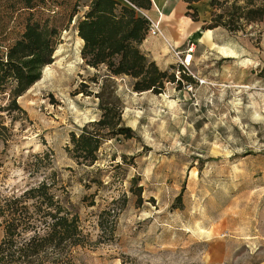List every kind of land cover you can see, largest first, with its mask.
<instances>
[{
	"label": "rangeland",
	"instance_id": "obj_1",
	"mask_svg": "<svg viewBox=\"0 0 264 264\" xmlns=\"http://www.w3.org/2000/svg\"><path fill=\"white\" fill-rule=\"evenodd\" d=\"M76 2L81 17L90 0ZM202 27L179 45L167 36L182 61L161 38L151 46L160 69L194 83H168L154 95L133 92L128 77L114 79L134 136L105 142L93 166L78 164L67 147L72 132L101 118L96 93L105 70L85 64L75 22L18 100L21 110L0 112L9 139L0 141V196L55 171L93 241L101 211L114 200L122 207L114 237L77 250L73 264H264V22L236 35L215 30L208 42ZM46 154L51 166L34 171Z\"/></svg>",
	"mask_w": 264,
	"mask_h": 264
},
{
	"label": "trees",
	"instance_id": "obj_2",
	"mask_svg": "<svg viewBox=\"0 0 264 264\" xmlns=\"http://www.w3.org/2000/svg\"><path fill=\"white\" fill-rule=\"evenodd\" d=\"M73 1L0 0V112L21 110L18 100L41 79L44 68L54 62L62 31L75 22L84 44L81 54L85 64L105 70L101 90L96 93L101 118L80 133L72 132L67 147L78 164L93 166L105 142L134 136L132 129L123 125L115 78L128 77L133 92L154 95L163 94L168 83L181 85L184 79L191 83L194 80L184 75L178 80L174 73L149 60L141 49L149 29L141 11L151 9V0H90L81 17L77 2ZM183 1L188 5L186 15L195 22L199 21L195 4L210 2L211 19L203 25L205 31L223 29L236 35L240 29L264 22V0ZM7 131L0 126V141L4 143L9 140ZM48 160V154L37 155L31 168L36 172L49 168ZM142 190L139 186L133 191L140 203ZM177 202L182 204V196ZM95 205L91 201L87 206ZM121 209L114 200L101 211L100 235L93 241L63 180L51 171L20 193L0 196V264H73L77 250L95 248L104 243L106 236L114 237Z\"/></svg>",
	"mask_w": 264,
	"mask_h": 264
},
{
	"label": "crops",
	"instance_id": "obj_3",
	"mask_svg": "<svg viewBox=\"0 0 264 264\" xmlns=\"http://www.w3.org/2000/svg\"><path fill=\"white\" fill-rule=\"evenodd\" d=\"M152 7L149 10H145L144 12L150 16L153 20L160 22L161 30L165 36V39L160 36L150 37L147 36V39L141 44V48L148 50L147 57L150 58L151 61H154L158 66H162L159 63V55H157L158 50H153L151 48L152 44L155 42L157 38H161L165 43H170V37L176 45L182 43L184 40H187L189 36L192 35L197 30H200L202 25L205 23H209L211 19L212 8L209 1H201L195 4V7L199 13V21L195 22L190 17L186 15L188 9L187 4L183 0H151ZM171 23L172 27H179L181 34H177L173 31L172 27L169 26ZM184 24V26H182ZM204 24V25H205ZM218 30V29H217ZM215 31V30H214ZM214 31L206 30L202 31L205 35L203 37V41H210L212 38V34ZM210 33V35H208ZM153 39V40H150ZM150 41V42H149ZM166 43V46H167ZM172 45V44H171ZM169 48V46H168ZM161 52V51H160Z\"/></svg>",
	"mask_w": 264,
	"mask_h": 264
},
{
	"label": "built area",
	"instance_id": "obj_4",
	"mask_svg": "<svg viewBox=\"0 0 264 264\" xmlns=\"http://www.w3.org/2000/svg\"><path fill=\"white\" fill-rule=\"evenodd\" d=\"M142 15L148 20L149 22V29H148V36H160V37H163L165 39V36L161 30V27H160V22L159 21H155L153 20L150 16H148L145 12H142ZM169 44V48L176 54V56L182 61V58L180 57V53H178V51L176 50L177 48L173 45H171L170 43ZM193 52H194V45L191 44L187 51H186V55H185V61H186V64L189 57H191V60H192V55H193Z\"/></svg>",
	"mask_w": 264,
	"mask_h": 264
},
{
	"label": "bare ground",
	"instance_id": "obj_5",
	"mask_svg": "<svg viewBox=\"0 0 264 264\" xmlns=\"http://www.w3.org/2000/svg\"><path fill=\"white\" fill-rule=\"evenodd\" d=\"M208 35H210V33ZM80 41L83 43V41L81 39H80ZM190 61H191V57H189L187 63L189 64ZM48 69H49V66L45 67V71L48 70Z\"/></svg>",
	"mask_w": 264,
	"mask_h": 264
}]
</instances>
